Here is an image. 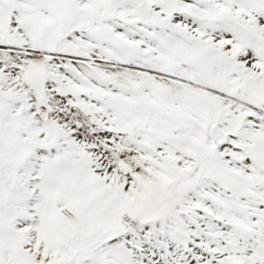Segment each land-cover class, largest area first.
Wrapping results in <instances>:
<instances>
[{"label":"snow or ice","instance_id":"obj_1","mask_svg":"<svg viewBox=\"0 0 264 264\" xmlns=\"http://www.w3.org/2000/svg\"><path fill=\"white\" fill-rule=\"evenodd\" d=\"M0 264H264V0H0Z\"/></svg>","mask_w":264,"mask_h":264}]
</instances>
